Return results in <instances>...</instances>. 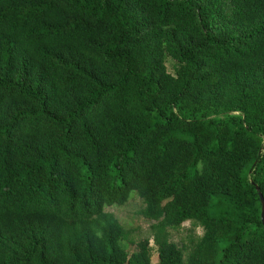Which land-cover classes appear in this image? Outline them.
Masks as SVG:
<instances>
[{"label":"trees","instance_id":"obj_1","mask_svg":"<svg viewBox=\"0 0 264 264\" xmlns=\"http://www.w3.org/2000/svg\"><path fill=\"white\" fill-rule=\"evenodd\" d=\"M260 193L264 0H0V264H264Z\"/></svg>","mask_w":264,"mask_h":264},{"label":"rangeland","instance_id":"obj_2","mask_svg":"<svg viewBox=\"0 0 264 264\" xmlns=\"http://www.w3.org/2000/svg\"><path fill=\"white\" fill-rule=\"evenodd\" d=\"M169 71L173 72L172 64L168 63ZM142 208V202L139 199H134L124 207H113L107 208V211L113 212L121 223L126 228H131L135 234L136 241L149 237V225L147 221L138 213ZM195 233L192 229V225L187 222L179 230L171 232L172 241H175L180 246L183 243H187L189 236ZM203 233L202 229H196V235L201 236ZM152 248V262L157 264L158 262V249L153 240H151ZM135 247H132V251Z\"/></svg>","mask_w":264,"mask_h":264},{"label":"water","instance_id":"obj_3","mask_svg":"<svg viewBox=\"0 0 264 264\" xmlns=\"http://www.w3.org/2000/svg\"><path fill=\"white\" fill-rule=\"evenodd\" d=\"M257 190L259 191L260 188L257 187ZM260 198H261V201H262V220H263V223H264V197H263L262 193H260Z\"/></svg>","mask_w":264,"mask_h":264}]
</instances>
